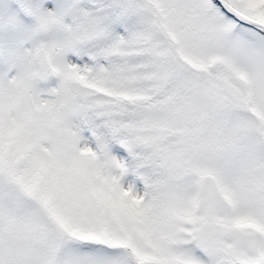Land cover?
<instances>
[{"label": "snow or ice", "instance_id": "snow-or-ice-1", "mask_svg": "<svg viewBox=\"0 0 264 264\" xmlns=\"http://www.w3.org/2000/svg\"><path fill=\"white\" fill-rule=\"evenodd\" d=\"M0 264H264V0H0Z\"/></svg>", "mask_w": 264, "mask_h": 264}]
</instances>
